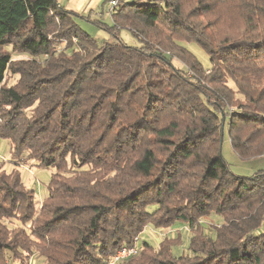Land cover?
Returning a JSON list of instances; mask_svg holds the SVG:
<instances>
[{"label": "trees", "instance_id": "1", "mask_svg": "<svg viewBox=\"0 0 264 264\" xmlns=\"http://www.w3.org/2000/svg\"><path fill=\"white\" fill-rule=\"evenodd\" d=\"M111 18L0 0V138L16 165L0 160V264H108L146 225L177 223L188 252L173 251L179 231L119 264H264V169L238 175L221 149L227 127L241 159L264 156V0H123ZM21 161L55 169L40 202Z\"/></svg>", "mask_w": 264, "mask_h": 264}, {"label": "rangeland", "instance_id": "2", "mask_svg": "<svg viewBox=\"0 0 264 264\" xmlns=\"http://www.w3.org/2000/svg\"><path fill=\"white\" fill-rule=\"evenodd\" d=\"M131 1V0H130ZM95 18V16H92ZM102 19L108 24H112V18L109 13H107V9L104 12ZM78 23L91 35H95V37L99 41H115L114 38L104 29L98 27L92 22L86 21L84 19H78ZM121 37L125 43L130 45H140V42L132 35V33L128 29L121 30ZM66 42H63L60 47H63ZM186 47L197 57V59L202 63L205 68H209L211 66L210 58L208 54L195 42L184 43ZM16 58L26 57L24 55H15ZM14 57V58H15ZM174 63L178 67H184L180 61L175 60ZM17 77H8L7 83L12 84L16 82ZM231 86L234 88V83L231 82ZM221 149L223 156L229 163L231 169L238 175L241 176H251L259 169H264V156L256 157L252 159H241L237 153L232 148L228 128H225L223 141L221 144ZM11 143L9 140L0 138V160L6 161V168L11 170L14 166L13 162H11ZM21 172L22 178L25 184L30 188L35 190L36 200L40 202L48 193V183L50 181V177L52 173L55 171L54 168H44L36 165L33 161H21L18 164ZM156 206H151V210H154ZM222 217L218 215H211L206 217L203 220V224L207 228L209 232H212V228L214 225H219L222 223ZM183 223H177L170 229H156L152 225H146L138 236L137 244L140 246L144 240L151 242L153 245L158 246V243L165 237L171 236L176 237L179 231L182 233V243L173 248L175 254H181L188 252L189 248V240H190V231ZM262 229H264V223L262 225ZM140 252V251H139ZM138 252V253H139ZM11 264H23L19 262H13L10 260ZM29 264H48L46 258L44 256H40L38 254L34 255Z\"/></svg>", "mask_w": 264, "mask_h": 264}, {"label": "crops", "instance_id": "3", "mask_svg": "<svg viewBox=\"0 0 264 264\" xmlns=\"http://www.w3.org/2000/svg\"><path fill=\"white\" fill-rule=\"evenodd\" d=\"M58 1L62 3L67 9L88 15L92 19L102 18L108 6L107 0H58ZM92 16H95V18H93Z\"/></svg>", "mask_w": 264, "mask_h": 264}, {"label": "built area", "instance_id": "4", "mask_svg": "<svg viewBox=\"0 0 264 264\" xmlns=\"http://www.w3.org/2000/svg\"><path fill=\"white\" fill-rule=\"evenodd\" d=\"M120 1L123 0H108L107 8L109 15H112L115 7ZM137 242L138 239L132 245L122 246L114 254L110 255L108 259V264H119L123 259L137 254L140 251V246L137 244Z\"/></svg>", "mask_w": 264, "mask_h": 264}]
</instances>
